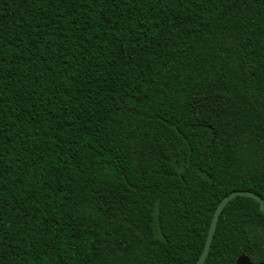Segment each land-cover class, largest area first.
Here are the masks:
<instances>
[{
  "label": "trees",
  "instance_id": "trees-1",
  "mask_svg": "<svg viewBox=\"0 0 264 264\" xmlns=\"http://www.w3.org/2000/svg\"><path fill=\"white\" fill-rule=\"evenodd\" d=\"M264 199V0H0V264H195ZM203 264L264 261L237 195Z\"/></svg>",
  "mask_w": 264,
  "mask_h": 264
},
{
  "label": "water",
  "instance_id": "water-1",
  "mask_svg": "<svg viewBox=\"0 0 264 264\" xmlns=\"http://www.w3.org/2000/svg\"><path fill=\"white\" fill-rule=\"evenodd\" d=\"M237 195H246V196H250V197L257 199L260 203V208L264 213V199L259 194L255 193L253 191H250V190H234V191L230 192L229 194H227L226 196H224L220 200V202L218 203V205L214 211V214H213V217H212V220L210 223V227L208 229V234L206 237L204 249H203L201 255L199 256V258L197 259V261L195 262V264H203L204 263L207 255L209 253L210 247H211L213 235L215 232L214 229H216L219 214L222 211V209L224 208V206L227 204V202ZM236 264H254V263L251 261V259L248 256L242 254L237 258ZM257 264H264V261H261Z\"/></svg>",
  "mask_w": 264,
  "mask_h": 264
}]
</instances>
